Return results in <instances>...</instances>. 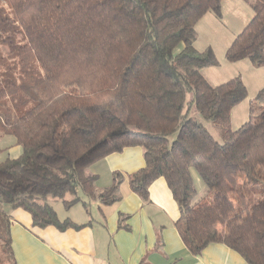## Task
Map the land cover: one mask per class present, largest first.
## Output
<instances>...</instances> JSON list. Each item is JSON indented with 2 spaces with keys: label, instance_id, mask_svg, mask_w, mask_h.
Segmentation results:
<instances>
[{
  "label": "trees",
  "instance_id": "obj_1",
  "mask_svg": "<svg viewBox=\"0 0 264 264\" xmlns=\"http://www.w3.org/2000/svg\"><path fill=\"white\" fill-rule=\"evenodd\" d=\"M246 1L254 16L226 57L264 66V0ZM222 2L0 0V139L12 135L23 147L0 162V240L10 264L13 209L39 227L84 226L61 219L50 199L88 211L92 202L119 201L125 175L113 172L98 190L90 168L134 145L145 166L128 175L130 187L148 201L152 182L166 179L192 254L220 242L264 264V87L233 129L247 86L239 75L212 85L201 70L218 65L214 49L194 45L197 22L209 11L221 16ZM193 107L219 127L221 141ZM194 171L210 200L200 198Z\"/></svg>",
  "mask_w": 264,
  "mask_h": 264
},
{
  "label": "crops",
  "instance_id": "obj_2",
  "mask_svg": "<svg viewBox=\"0 0 264 264\" xmlns=\"http://www.w3.org/2000/svg\"><path fill=\"white\" fill-rule=\"evenodd\" d=\"M6 136L0 139V162L23 152L15 137ZM144 166V149L138 145L95 162L90 171L98 175V190L112 183L113 172L125 175L121 199L112 204L92 202L89 211L81 202L69 209L62 203L61 211L53 205L61 219L84 224L79 228L35 226L27 210L13 209L10 233L16 264H249L238 251L220 242L208 244L199 255L192 254L175 226L180 212L166 179L152 182L148 201L130 187L128 175ZM193 176L201 197L207 187L196 171Z\"/></svg>",
  "mask_w": 264,
  "mask_h": 264
},
{
  "label": "rangeland",
  "instance_id": "obj_3",
  "mask_svg": "<svg viewBox=\"0 0 264 264\" xmlns=\"http://www.w3.org/2000/svg\"><path fill=\"white\" fill-rule=\"evenodd\" d=\"M254 9L246 0H223L221 8V16H216L213 11H209L196 24L197 36L194 45L197 49L203 50L208 46L214 49L219 61L216 66H206L202 68L206 79L212 84H220L229 78L239 75L247 86V96L234 106L232 110V128H239L249 118V107L252 100L258 92L264 87V66H255L248 59H240L237 61H229L226 52L235 37L244 29L254 16ZM5 52V46L1 47ZM263 111L261 105L255 107L254 116L257 117ZM192 115L197 116L213 136L221 141V132L219 127L209 120L203 119L197 110L191 109ZM4 137V136H3ZM14 136H6L12 139ZM2 158V155H0ZM68 197H70L68 195ZM212 193H201V199L210 200ZM50 202L60 211L62 200L50 199ZM0 240V264H10L7 253L4 252Z\"/></svg>",
  "mask_w": 264,
  "mask_h": 264
}]
</instances>
